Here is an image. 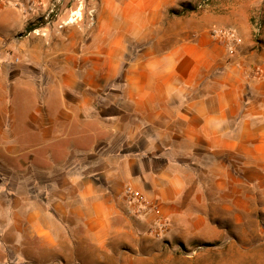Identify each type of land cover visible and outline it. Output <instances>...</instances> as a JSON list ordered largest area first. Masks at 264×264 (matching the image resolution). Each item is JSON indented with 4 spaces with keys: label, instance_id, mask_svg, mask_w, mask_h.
Wrapping results in <instances>:
<instances>
[{
    "label": "crops",
    "instance_id": "0c3cea01",
    "mask_svg": "<svg viewBox=\"0 0 264 264\" xmlns=\"http://www.w3.org/2000/svg\"><path fill=\"white\" fill-rule=\"evenodd\" d=\"M106 8L140 25L137 12L156 10ZM25 18L0 4V161L48 164L63 239L39 219L31 226L51 249L63 240L71 253H108L163 233L161 218L172 227L189 218L193 232L211 226L225 239L245 218L264 225V48L226 56L214 44L208 60L182 47L151 51L128 67L126 91H105L119 76V40L105 50L65 29L47 44L16 41ZM127 186L145 198L143 211Z\"/></svg>",
    "mask_w": 264,
    "mask_h": 264
},
{
    "label": "rangeland",
    "instance_id": "374dc122",
    "mask_svg": "<svg viewBox=\"0 0 264 264\" xmlns=\"http://www.w3.org/2000/svg\"><path fill=\"white\" fill-rule=\"evenodd\" d=\"M110 1L0 0V4L26 17V28L16 32V41L39 37L47 44L54 35H64L65 29L73 42H100L105 50L119 40V76L105 82V91L112 86L121 93L126 91L128 67L143 61L151 51L182 47L208 60L215 44L228 56L229 44L213 37L216 30L233 33V56L264 48V0H115L116 5L133 9L155 8L154 12H137L144 25L132 24L120 13L110 18L106 8ZM29 25L35 27L31 32ZM8 157L11 160L0 161V264H264V225L258 218H245L239 231L226 239L211 226L193 232V227L186 225L189 218L175 221L174 227L164 219L163 233L152 230L145 241L136 238L108 253H96L87 246L71 253L64 250L62 240L58 254L31 226L39 219L59 233L49 208L48 164ZM58 171L53 169L51 178L62 182ZM140 207L136 212L143 211ZM208 214L211 217V211ZM58 236L63 239V232Z\"/></svg>",
    "mask_w": 264,
    "mask_h": 264
},
{
    "label": "built area",
    "instance_id": "2783aa9c",
    "mask_svg": "<svg viewBox=\"0 0 264 264\" xmlns=\"http://www.w3.org/2000/svg\"><path fill=\"white\" fill-rule=\"evenodd\" d=\"M213 37L216 39H221V40L226 41V43L229 44V48H228L229 55L233 56L234 51H235L234 50V46H235L234 40L235 39H234L233 33L231 32L226 33L223 30H216L213 33ZM124 192L126 194L128 201L136 203L142 207L146 204V200L143 197V195L139 191L133 189L132 187L127 186L124 189ZM155 212L159 214L158 209H155ZM159 226L161 229L165 227V222L163 218L159 219Z\"/></svg>",
    "mask_w": 264,
    "mask_h": 264
},
{
    "label": "trees",
    "instance_id": "16d2710c",
    "mask_svg": "<svg viewBox=\"0 0 264 264\" xmlns=\"http://www.w3.org/2000/svg\"><path fill=\"white\" fill-rule=\"evenodd\" d=\"M177 14H179V13H177ZM27 29H28L29 32H31L32 30L35 29V27H33L32 25H29V26L27 27Z\"/></svg>",
    "mask_w": 264,
    "mask_h": 264
}]
</instances>
